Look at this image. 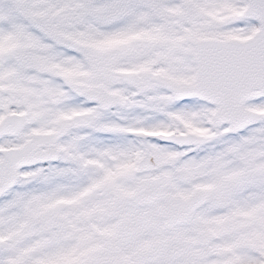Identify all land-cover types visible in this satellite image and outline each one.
I'll return each instance as SVG.
<instances>
[{"label": "snow or ice", "instance_id": "6c2138e0", "mask_svg": "<svg viewBox=\"0 0 264 264\" xmlns=\"http://www.w3.org/2000/svg\"><path fill=\"white\" fill-rule=\"evenodd\" d=\"M0 264H264V0H0Z\"/></svg>", "mask_w": 264, "mask_h": 264}]
</instances>
